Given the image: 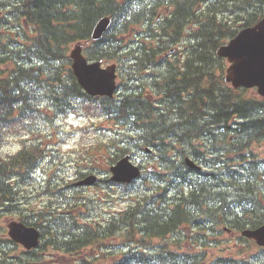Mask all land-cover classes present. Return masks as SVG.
I'll use <instances>...</instances> for the list:
<instances>
[{"label": "trees", "instance_id": "trees-1", "mask_svg": "<svg viewBox=\"0 0 264 264\" xmlns=\"http://www.w3.org/2000/svg\"><path fill=\"white\" fill-rule=\"evenodd\" d=\"M10 1H2L0 7L8 5ZM216 1L225 3L224 0ZM238 1L245 0H231L233 3ZM21 2L25 8L20 14L23 17L27 16L29 29L22 23L21 30L15 31L0 25V48L10 49V53H16L21 62L16 58L17 61L14 63L4 60V63L0 64L6 66V70L0 71V145L8 134L20 138V148L16 152L0 156V264H39L38 261L42 258L41 254L46 246L66 249L67 253L74 254L86 249L91 243V240L85 238L90 237L92 230L73 233L74 220L70 210L77 213L79 206H73L71 203L67 208L68 203L64 199L68 189L66 183L61 181L53 188L58 200L56 205L52 206L49 201L43 211L35 210L32 216L29 215L32 209H24L19 203L20 186L28 183L43 163L53 164L55 160L61 161L51 146L46 147L40 141L23 138L31 132L32 122L37 120L52 124L57 118L70 114L98 117L100 113L106 120L113 121L118 126L122 125L120 130L128 138L141 140L144 144L138 145L139 149L150 145L156 146L153 143L160 140V145L164 147V140H176L178 148H175V151L178 154L184 151L186 140L196 138L201 133L211 134L210 140L218 139L222 142L233 135V158L225 161V164L230 166V169L227 167L226 170L232 175V178L228 177L230 180L225 185L226 192L223 187L225 179H212L215 174L210 170L207 174H202L208 180L200 179L199 183L194 185L193 204L199 202L201 195L204 197L206 190L210 192L215 189L212 199L222 203L216 212V220L220 226L224 224L220 221H227L236 224L237 228L244 229L247 226L245 209H248L249 214L258 215V206L249 208L248 202L252 196L258 197V190L264 188V174L260 177L261 181L252 177L237 178L232 172H242L232 167H236L237 160L245 159L246 154L243 152L252 144L264 143V104L247 96L246 90H233L225 86L222 82L224 66L213 55V51L219 45L218 39L221 41L223 38L231 37L235 33L234 29L228 31L217 17L209 15L200 17L201 24L198 23L200 18L197 19L194 13L192 18H187L181 12L183 0H150L147 6L136 5L132 0H21ZM186 3H193V0H187ZM38 7L40 10H37ZM166 7H171L170 16L163 19L156 28L146 27L142 32H135L137 29H144L147 20L148 22L156 20L159 9L165 11ZM103 16L112 17L111 27L102 40L90 42L85 49V56L89 61L120 60L123 64L131 58L135 69V60L143 59L144 63L149 64L156 62L153 54L145 56L147 50H161L166 42L174 43L184 36V27L187 23H198L199 29L188 35L191 44L187 53L189 59L181 75L183 79L178 82H174L170 77L167 78V82L163 79L155 80L153 86L158 87V93L156 95L152 93L148 97L143 91H133V88L131 93L127 94L130 88L125 82L120 86L119 94H122L123 98L119 101L117 98L88 97L76 83L67 53L70 45L90 39L96 21ZM260 17L262 16L253 19L251 16H243L241 21L248 26ZM6 19L9 20L7 17ZM11 19L17 25V19L15 17ZM130 36L133 37L132 45L128 52L123 54L122 42ZM151 44L155 46H150ZM214 60H217L215 71L210 64ZM198 62L202 63L197 66ZM126 68L130 70L132 65L126 64ZM124 74L127 76V79H124L126 82L136 80V71H125ZM166 98L167 116L162 115V111L155 105L158 102L165 104ZM253 113L255 117L252 116ZM214 128L227 136L220 138ZM101 145L98 141L86 145L85 152L90 155L86 156L88 161H93L98 155ZM122 146L120 154L114 153L110 163L128 152L125 142ZM222 149L227 155L231 152L222 147L219 150ZM50 154L56 159L50 158ZM109 164L105 166L106 170ZM57 169L59 167H56L53 173ZM174 170L175 168H171L166 171V177H170ZM184 174L185 172L174 173L171 185H176V176L184 183ZM157 178L156 173L151 178L149 185L151 189L145 197L143 208L136 206L139 212H132L131 216L125 212L118 220L112 222L128 230L126 243L134 241L135 231L137 235L144 236L135 238L136 250H132L129 257L128 254L123 255L125 262L109 259L104 260V264H198V257L172 259L169 254L166 259H156V256H148L143 252L144 248L150 247L147 240L161 238L164 228L170 224L166 220H171L170 211L152 201L155 196L159 198L165 196L164 189L154 191L156 181L159 182ZM164 179L162 176V180ZM54 182L55 180L50 179L47 187L52 186ZM189 184L190 180L186 185ZM169 186L167 185L165 189ZM230 191L232 201L227 200ZM45 193L49 194V188ZM172 194L183 201L184 209L188 208L186 205L187 202H191L190 197H183L182 191H175ZM257 200H254V204H257ZM179 209L180 207L177 208L175 221L180 220ZM8 216L19 217L24 223L39 228L42 236L45 232L48 234L49 239L40 245L39 252L13 255L9 246H16L9 242L4 228ZM63 216L67 218L66 225L59 223ZM58 226L60 231L57 229ZM174 228L175 226L172 231ZM220 233L221 230L216 236ZM154 249L150 248L152 251ZM226 263L228 264V260H219L213 264Z\"/></svg>", "mask_w": 264, "mask_h": 264}, {"label": "rangeland", "instance_id": "rangeland-1", "mask_svg": "<svg viewBox=\"0 0 264 264\" xmlns=\"http://www.w3.org/2000/svg\"><path fill=\"white\" fill-rule=\"evenodd\" d=\"M138 4L141 6H147L150 3V0H138ZM222 3V2H221ZM207 3H202V7L204 6V13H202V16H206L208 13L207 6H205ZM213 2H210L209 5L212 6ZM52 6V5H51ZM19 10H23L25 8V5L19 4L16 7ZM56 8V7H55ZM37 10H40V7L37 8ZM54 10V8H53ZM223 9L219 7H212L210 9L209 15L211 17L215 18ZM231 8L227 5V13H225L222 16V21H225L226 27H231L233 25H237L238 23H234L235 18L231 15ZM199 19V21L201 20ZM3 22V19H0V23ZM10 25L11 22H8ZM155 22L151 23V27H153V24ZM193 29V28H192ZM133 37H128L122 42V46L132 45ZM181 43L175 44L176 49L179 48L180 50L177 52V55L172 56L169 63L170 70H174L177 72V75L175 77H180L181 74L178 71V63L175 59L179 58L181 59V56H179L182 51V46H179ZM71 48V47H70ZM70 50V49H69ZM154 56V55H153ZM202 62H198L197 66H199ZM194 66V65H193ZM158 69V63H155L154 65L144 63L141 66L142 74L146 75L149 74L150 71H154L156 73V70ZM121 71V70H120ZM124 76L125 79H127L126 75L122 73L121 77ZM148 77L153 78L152 75H149ZM121 81V78L117 80V83ZM123 82H125V85L130 88L127 92V94L131 93V89L134 87L145 86L149 85L150 80L146 79L142 81V77H139L137 81H128L126 82L124 79H122ZM140 88V87H139ZM141 89V88H140ZM253 92H249L247 94L250 97H253ZM169 96V95H168ZM123 98L122 94H119L118 100H121ZM255 115V113L252 114V116ZM255 117V116H253ZM98 121H103L102 118H89V117H79L75 114L72 116L66 117H59L55 121H53L52 124H48L44 121H33L32 122V128L31 132L24 136V139L31 140H45L46 145L53 144L54 141L58 140L57 143H55L54 147L58 150L61 161L57 163L59 164L60 172H57V177H63L65 181L70 177V179H73L77 176L75 173V170H81L85 172L86 170H82L85 167H87L88 164L86 162L82 161L83 158L78 155L80 152L79 148L81 145H83L86 141L85 134L83 133L82 129L86 125H90L92 123H96ZM111 123V122H108ZM100 128L105 129L108 133L102 131H98L99 134H103L105 138L111 137L116 135L122 128V125L119 126V129H114L111 125H108L105 122H102L99 126ZM50 137H53L51 140ZM120 138V136H117ZM45 145V146H46ZM20 146V138L14 135H6L3 143L0 145V156H5L6 154H12L15 152ZM138 158H143L142 161L144 167L146 169L152 167L153 160L152 158H147L144 156V153H139L135 155ZM83 163V165H82ZM44 170L35 171L33 174V178L26 184L21 185L19 190V203L22 204L24 209H32V210H38L41 207L47 206V203L49 201L48 195H43L42 193L45 191L47 181L52 178V174L50 170L52 169V164H49L46 162L43 166ZM157 168H162L159 165ZM168 169V168H167ZM98 175V174H96ZM100 178H102L100 175H98ZM71 187V186H70ZM73 190L76 191L73 193V195H76L79 197L80 201L83 202V208L78 213V221L80 223H88L93 224L95 221L99 220L102 216H107L111 213H115L122 208H124L129 201L127 200V195L125 193L123 187L108 185V186H102L101 187H93V188H76L74 186ZM1 246V244H0ZM9 249L12 250L13 255H19L24 254L26 255V252L23 251L19 247L9 246ZM65 255V254H62ZM42 256H46L45 253L42 254ZM112 256L111 252H108L104 249H99L95 247H90L86 249H82L74 254L65 255L63 258V263L66 264H104V260L110 259ZM57 258L60 256L57 255ZM44 261H46L45 257H42L38 263L42 264Z\"/></svg>", "mask_w": 264, "mask_h": 264}, {"label": "water", "instance_id": "water-1", "mask_svg": "<svg viewBox=\"0 0 264 264\" xmlns=\"http://www.w3.org/2000/svg\"><path fill=\"white\" fill-rule=\"evenodd\" d=\"M111 24V19L101 18L96 24L91 38L100 40ZM220 57L231 63L227 70L226 82L234 87H257L258 93L264 96V20L253 28H246L236 34L229 44L218 49ZM71 68L80 86L89 95L113 97L116 90V65L101 68V62L88 63L83 56L82 47L76 46L69 55ZM114 176L112 180L129 182L139 175V168L129 162L125 156L110 169ZM95 178L90 176L80 184H93ZM8 236L18 242L25 249L35 247L39 242V232L34 227L23 223L9 222ZM243 235L254 239L257 244L264 245V226L245 231Z\"/></svg>", "mask_w": 264, "mask_h": 264}, {"label": "bare ground", "instance_id": "bare-ground-1", "mask_svg": "<svg viewBox=\"0 0 264 264\" xmlns=\"http://www.w3.org/2000/svg\"><path fill=\"white\" fill-rule=\"evenodd\" d=\"M2 1H4V0H0V4H2L1 2ZM18 2H19V4H22V2H21V0H17ZM27 1V0H26ZM182 14L184 13V15H186L187 16V18H191L192 17V15H193V7L190 5V4H186L183 8H182ZM10 49H1L0 48V64H2V63H4V60H5V62L7 61V60H9V61H11V62H15V61H17L16 60V58H18L19 59V56L16 54V53H10ZM156 52H158L157 50H154V51H152V50H147L146 51V53H145V56H148V55H154ZM19 62H20V59H19ZM21 63V62H20ZM142 64H143V59H140V60H137L136 61V66L137 67H141L142 66ZM125 75V74H124ZM123 79H125V77L123 76ZM197 91H196V94H198V89H199V87L197 86ZM139 114H141V113H139ZM104 132H106V133H108L105 129H104ZM158 148H155L154 147V150H157ZM120 154V153H119ZM124 154H122L121 156H123ZM251 156H252V153H250V154H247L244 158L246 159V160H249L250 158H251ZM49 157L50 158H52V159H56V158H54V155L53 154H50L49 155ZM193 161H195L196 162V164H197V166L199 167V169H204V168H206V163H205V161L202 159V158H200V157H197V158H195ZM82 165H83V163H82ZM88 166L89 165H87V167H85V168H88ZM185 175H187L188 176V174L187 173H185ZM188 178L189 177H186L185 176V178H184V184L182 185V186H179V187H174V186H172L171 184H170V186H169V188L168 189H164V190H166L167 191V193H174L175 191L176 192H178V191H184V190H186L187 189V186H186V183L188 182ZM157 180L159 181V183H161V182H163L164 180H162V175H159L158 176V178H157ZM108 183V185H113V186H118V187H123L122 185H119V184H117V183H114V182H107ZM107 185V186H108ZM124 188V190L123 191H126V189H125V187H123ZM73 193L74 192H70L67 196H66V198H65V200H66V202L68 203V204H75L76 202H77V200H79V197L78 196H76V195H73ZM111 228L113 227L112 225L110 226ZM95 234V233H94ZM54 248V250L55 251H57L60 255H62L63 253H65V255L67 256V255H69V253H67L66 252V249H62V248H58V247H53ZM45 257H49V258H52L53 257V255L48 251V250H46V253H45Z\"/></svg>", "mask_w": 264, "mask_h": 264}]
</instances>
